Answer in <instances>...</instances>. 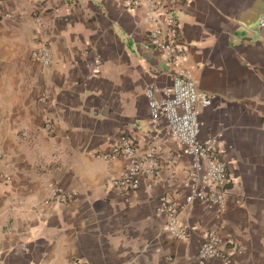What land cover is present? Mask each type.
Wrapping results in <instances>:
<instances>
[{"label":"crops","instance_id":"crops-1","mask_svg":"<svg viewBox=\"0 0 264 264\" xmlns=\"http://www.w3.org/2000/svg\"><path fill=\"white\" fill-rule=\"evenodd\" d=\"M148 1L0 0L12 14L0 19V264H185L208 230L239 244L230 264H264V0H190L173 11L184 63L210 97L198 108L200 137H215L227 162L224 212L185 206L178 217L189 235L176 240L157 208L162 195L183 201L187 155L123 193L109 179L125 160L86 154L121 133L142 153L144 131L158 135L161 152L179 149L144 95L147 84L157 96L172 84L163 58L145 47ZM40 40L47 66L31 57ZM52 185L76 195L47 203Z\"/></svg>","mask_w":264,"mask_h":264},{"label":"built area","instance_id":"built-area-1","mask_svg":"<svg viewBox=\"0 0 264 264\" xmlns=\"http://www.w3.org/2000/svg\"><path fill=\"white\" fill-rule=\"evenodd\" d=\"M130 7H139L143 0H124ZM190 0H149L148 19L152 22L145 47L157 52L172 73V84L156 95L153 83L147 84L144 95L152 121L163 120L166 136L176 143V151L161 152L155 145L158 135L144 131L141 140L147 145L139 153L135 139L121 133L110 143L106 150H87L86 154L94 159L109 161L124 159L125 164L116 177L109 179L114 189L123 193H133L140 186V178L148 172L157 175L162 167L170 168L178 163L183 154L189 158L183 185L187 193L182 202L170 195L159 198L157 211L166 218L165 228L176 240H183L189 235V226L182 223L178 214L182 208L195 202L213 208L220 215L226 207L230 178L227 162L221 157V150L215 137L201 138V123L198 119V108L207 106L210 97L201 92L196 85L193 71L184 63L186 45L182 41L179 24L173 15L182 4ZM12 14L5 12L0 5V19H11ZM264 26V18L258 21ZM31 57L47 66L51 62L48 45L40 40L31 50ZM100 70V62L95 58L91 64V74ZM45 129L51 130V123H45ZM2 167L0 157V170ZM8 178V177H7ZM76 192L58 185H52L47 203H64L75 197ZM239 244L231 236H222L216 230L202 234L196 253L185 264H230L234 253L240 252ZM66 264H88L72 258Z\"/></svg>","mask_w":264,"mask_h":264}]
</instances>
